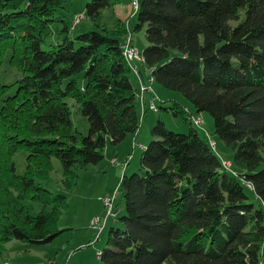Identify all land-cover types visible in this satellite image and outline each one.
Returning <instances> with one entry per match:
<instances>
[{"label": "trees", "instance_id": "obj_1", "mask_svg": "<svg viewBox=\"0 0 264 264\" xmlns=\"http://www.w3.org/2000/svg\"><path fill=\"white\" fill-rule=\"evenodd\" d=\"M67 2L0 0V67L10 51V65L23 74L12 85L0 83V98L16 86L0 108V256L12 240L40 245L63 232L59 219L77 171L140 129L122 45L146 27L143 64L151 78L182 93L196 115L210 113L215 136H203L181 103L164 108L182 115L190 131L169 130L161 119L152 126L138 171L124 174L113 194L124 213L115 196L117 213L104 228L109 220L121 225L110 227L99 258L264 264V0H139L134 29L119 19L109 29L100 20L120 0H91L84 15L95 28L75 37L76 13L64 11ZM55 21L60 39L44 49ZM67 98L81 104L88 135L75 128ZM216 138L233 152L227 160L236 174L223 168ZM23 150L26 168L18 174L14 156ZM53 158L63 166L65 192L42 185ZM103 230H94L98 238Z\"/></svg>", "mask_w": 264, "mask_h": 264}, {"label": "rangeland", "instance_id": "obj_2", "mask_svg": "<svg viewBox=\"0 0 264 264\" xmlns=\"http://www.w3.org/2000/svg\"><path fill=\"white\" fill-rule=\"evenodd\" d=\"M90 1L91 0H68L66 4L67 9L64 11L66 12L69 10L71 13L74 11L79 12V10L86 9V5ZM133 12L132 0H120L119 4L113 9L105 10L100 20L102 23L106 24L107 28L113 29L118 22V17L116 16L117 13L123 16L127 26L134 29L137 18L132 17ZM60 26L61 25L58 21L54 22L52 25V36L42 43L44 49L53 48L60 39ZM94 28L93 22L85 17L79 22V24H77L76 29H74L75 31H73L71 35L75 37L81 32L93 30ZM145 28L132 32L134 44L142 51L143 48L148 45L145 36ZM9 57L10 51L6 52L4 55L3 63L0 67V83L5 85H12L23 76L17 68L10 65ZM131 79L138 91V81L136 75L132 72ZM147 83L154 86V92L158 97V99L155 100L156 105L162 107L159 108V112H154L153 110L147 111L148 115L154 119L152 125H155L157 121L161 119L169 130L177 133H189L191 128L190 123L186 121L182 115H175L171 110L164 108L172 106L174 102L177 101L181 103L182 106H189L195 114V109L191 102L182 93L168 89L158 82H150L147 80ZM15 91L16 86L10 88V90L0 98V108L4 104V99L9 95L14 94ZM141 93V97H144L143 95L148 93V91H141ZM66 101L71 108V118L75 128L82 135H88L89 122L88 119L82 115L81 104L74 98H67ZM137 103V109L139 112V99ZM140 118L142 121L141 114ZM202 118L203 128L206 129L210 135H214L215 124L213 116L210 113L204 112L202 113ZM142 126L149 130L148 136L149 142H151L153 139L151 134L152 127H149V124L146 121L144 124L142 123ZM199 131L203 136L206 135L204 130ZM216 142L218 143L220 154L226 159L231 160L233 152L226 148L217 138ZM106 149L113 151V146L108 145V148ZM143 150V148L138 149L136 157L133 159L130 166L125 169L127 174L138 171ZM26 157L27 152L24 150L14 156V162L18 174H23L25 171ZM52 162L53 170L51 172V178L48 182H43L42 185L46 188H50L56 193L65 192L62 184L64 170L61 161L58 158H53ZM109 162V158L105 157L98 164L90 165L77 171L79 174L78 183L72 190L68 191V207L62 211L59 219V227L63 229V232H61L53 241L46 244L34 245L17 240L8 242L6 245L7 249L3 255L0 256V264H38L40 262L47 264H103L101 259L97 256V252L105 248L107 234L110 227H118L121 223L119 220H109L98 238L97 233L89 227V220L91 219V222L95 216L105 215L101 206V199L105 195H113L116 193L124 174L122 170L124 169L123 167L112 165ZM245 190L250 195V190L246 187ZM116 203L124 213L123 202L118 193L116 194Z\"/></svg>", "mask_w": 264, "mask_h": 264}, {"label": "crops", "instance_id": "obj_3", "mask_svg": "<svg viewBox=\"0 0 264 264\" xmlns=\"http://www.w3.org/2000/svg\"><path fill=\"white\" fill-rule=\"evenodd\" d=\"M85 9L84 10H79V12L77 11H74L73 13H84ZM116 16L118 17L119 20H122V21H125L123 19V16L120 15V14H117L116 13ZM76 29V28H75ZM75 31V30H74ZM133 38V37H132ZM133 41V40H132ZM134 43V41H133ZM135 45V44H134ZM136 46V45H135ZM137 47V46H136ZM146 47V46H145ZM139 49V48H138ZM142 51V50H141ZM137 67H138V70L139 72L136 73L134 71H132V73H134L136 75V79L138 81V91L136 90V87H135V90H136V93H137V97L139 99V102H140V110H139V115L141 114L142 115V123L144 124L145 121L149 124V127H152L153 123H154V119L153 117H150V115H148L147 111L148 110H151V109H144L143 107V103H145L147 106L149 105V103L151 102V100L155 101L158 99L157 95L155 94V90H154V86L152 84H148L147 83V80L152 82L153 79L151 78V70L147 69L143 62H138L137 63ZM147 79V80H146ZM142 81H144V83L149 86L151 88V91L146 93L145 95H143V100L141 99L142 97V93H141V85H142ZM134 84V83H133ZM143 101V102H142ZM148 103V104H147ZM187 108V110L189 111V113H192L193 116H195L197 113L195 111V114L192 112L191 108L189 106H184ZM160 110V109H159ZM158 111H154V112H159ZM201 115L202 117V113H198V115ZM147 117V118H146ZM152 125V126H151ZM201 130H204V133L207 132L206 129L202 128ZM148 132L149 130L147 128H143L142 124H141V127L140 129L134 133V134H129L122 142H120L118 145L116 146H113V151L111 150H108V149H105V152H104V158L107 157L109 158L110 162L111 163V160L113 158H117L119 160H126L129 156H130V160L128 161V164L123 167L124 169L123 172L124 174H127V171L125 170L127 167L130 166V164L132 163L133 159L136 157L137 153H138V149H145V147L149 144V136H148ZM139 145V146H138ZM108 148V146L106 147ZM107 150V151H106ZM103 158V159H104ZM112 164V163H111ZM113 165V164H112ZM116 166H119V167H122L120 165H116ZM123 174V175H124ZM123 177V176H122ZM122 179V178H121ZM120 185V183H119ZM105 196H108V195H105ZM104 196V197H105ZM103 197V198H104ZM102 198V199H103ZM101 199V206L103 208V212L104 211V206H103V201ZM91 220V219H90ZM90 220H89V227H90ZM90 229V228H89ZM91 230V229H90ZM94 231V230H93Z\"/></svg>", "mask_w": 264, "mask_h": 264}, {"label": "built area", "instance_id": "obj_4", "mask_svg": "<svg viewBox=\"0 0 264 264\" xmlns=\"http://www.w3.org/2000/svg\"><path fill=\"white\" fill-rule=\"evenodd\" d=\"M132 7H133V14H135L138 9H139V0H132ZM83 18H85L84 13H76L74 14L73 17V23L74 25L78 24ZM122 51H123V55L125 57V59L127 60V62L129 63L132 71L138 73V67H137V63L138 62H144V55H143V51H141L140 49H138L133 43H132V39L131 36H126L124 43L122 45ZM141 90L143 92H150L151 88L149 86H147L144 81H142V85H141ZM143 100V97L141 98ZM143 102V101H142ZM143 107L144 109H151L154 111L158 110V106L156 105V102L151 100V102L149 103V105L147 106L145 103H143ZM192 121L194 123V125H196L199 128H203V118L201 117V115H196L193 116ZM209 142L210 145L214 148V141L209 138ZM128 159L126 160H119L117 158H113L111 160V163L113 165H120L122 167H125L128 164ZM221 163L223 165V168L225 169L226 172L228 173H233L236 174V171L233 170V167L231 165V163L229 162V160L221 158ZM247 186L251 187V184L249 183H245ZM115 196L116 195H112V196H106L103 198V203L105 205L106 208V216L104 221L102 222L101 217L99 216H95V218L90 222L91 224V228L95 231H97V233L99 234L103 228H104V224L106 222V220L109 217H114L116 215V210H115ZM264 205V203H263ZM108 217V218H107ZM97 256H100V252H97Z\"/></svg>", "mask_w": 264, "mask_h": 264}]
</instances>
